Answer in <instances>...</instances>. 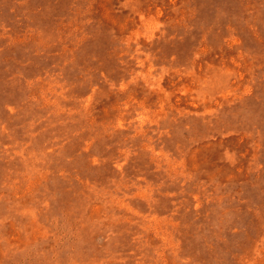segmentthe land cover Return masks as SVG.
I'll return each mask as SVG.
<instances>
[{"label":"rangeland","instance_id":"rangeland-1","mask_svg":"<svg viewBox=\"0 0 264 264\" xmlns=\"http://www.w3.org/2000/svg\"><path fill=\"white\" fill-rule=\"evenodd\" d=\"M0 264H264V0H0Z\"/></svg>","mask_w":264,"mask_h":264}]
</instances>
